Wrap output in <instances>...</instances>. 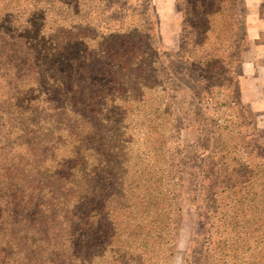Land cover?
Here are the masks:
<instances>
[{
  "label": "trees",
  "instance_id": "16d2710c",
  "mask_svg": "<svg viewBox=\"0 0 264 264\" xmlns=\"http://www.w3.org/2000/svg\"><path fill=\"white\" fill-rule=\"evenodd\" d=\"M135 1L0 0V264H166L184 180L201 181L190 191L196 203L209 187L213 208L183 264H264V144L234 141L231 125L214 113L209 160L201 177L187 179L164 154L163 128L147 126L135 139L126 130L117 154L106 144L110 119L170 123L166 57H177L185 76L189 63L202 66L203 85L222 69L218 59L191 61L201 43L194 53L162 52L151 0ZM176 1L192 35L200 32L215 51H237L228 44L240 25L236 0ZM59 217L75 229L62 252L39 256Z\"/></svg>",
  "mask_w": 264,
  "mask_h": 264
},
{
  "label": "rangeland",
  "instance_id": "374dc122",
  "mask_svg": "<svg viewBox=\"0 0 264 264\" xmlns=\"http://www.w3.org/2000/svg\"><path fill=\"white\" fill-rule=\"evenodd\" d=\"M133 2L134 4L137 3L135 0ZM136 7L139 9L138 5ZM151 7L153 10L152 14L153 16L155 15L154 18L157 20V37L162 52L177 54L185 50L189 51L188 53H194L197 47H193V45L201 43L198 55L193 57L191 61L197 63V60L201 58L206 61L207 57L218 59L220 62L218 68L222 69L221 71L215 70V74H213L214 79L211 78L208 84L203 85L199 83V80L202 81L200 75L204 77L208 73H203L200 69L202 66L195 68V64L189 63L188 66L190 68L186 71L188 74L185 76L184 67L180 69L182 65H177V57H166L165 59L167 60L164 63V68L162 67L160 70L162 71V77L166 86V100L164 104L168 107L170 123H162V117L154 119L150 115H144L146 120L139 118H135L134 120L122 119L120 121L107 120L104 122V127L107 129L106 144L111 151L116 154L119 152L121 145L124 143L123 140L128 136L126 130H130L132 139H135L137 132H141L147 126L151 125L150 127L158 129L163 128L165 136L168 138L164 145V154L170 156L172 162L174 161V170L180 174L178 177L180 179H187L190 176L194 177V175L201 177V167L209 160L208 157L211 151V142L207 136V123L208 120L216 117L214 113L222 116V120L228 121V125H231L228 131L232 132L234 141L236 138H239V140H243L248 148L255 145V142L264 144V89L260 88L261 96H259V93L256 94L257 97H253L250 93L252 95L256 93L254 91L258 89V84L248 87V93H250L246 98L259 102L262 107L261 110L256 111V106L255 108L251 107L243 99L240 88V81L244 77L243 64L252 59L253 53L257 51V48H260V50L264 48V34H261L254 42H251L248 38L246 24L249 12L244 4V0L235 1L233 20L238 21L240 25L232 28L231 38H228L230 40L228 44L232 49H237L235 52L231 50L215 51L216 48L212 45V42L208 41L205 44L201 41L200 32L197 36L192 35L191 24L186 23L181 10V4H178L176 0H151ZM218 32H220V29L215 34H219L218 36L222 37L221 33ZM224 37L226 38V36ZM213 47L215 50H213ZM262 54L264 55V50ZM228 57H231L229 61H227ZM258 63L260 76L264 80V56H261ZM168 66H171L172 70ZM216 74L219 75L218 83L224 86H220L214 82L217 77ZM224 75L232 76L236 84L231 83V85H228L225 83L224 80L228 79V77ZM261 84L262 88H264V82H261ZM212 85H216L217 88H212ZM218 86L220 87L218 88ZM152 96H154V93H152ZM210 97L212 100H209ZM137 110L139 112L153 113V109L141 106ZM141 117L144 118L143 116ZM42 125L47 127L45 123H42ZM253 127L258 129V137H251V129ZM253 140L256 141L253 142ZM135 141H131V146H140V143ZM197 179V181L200 180L199 178ZM186 183V180L182 182L184 186L180 195L181 220L176 230L173 253L168 258L166 264H183L184 255L191 253L192 246L195 247V245L201 244L200 239L206 235L205 233L208 230L205 212L207 209L213 208L211 189L205 187L206 189L202 190L201 199L203 201L196 203L194 197L190 196V191L197 188L198 185L202 189L201 181L198 184L195 183L193 186H189ZM188 199L190 200L188 201ZM72 221L74 220L69 219L66 221V224ZM66 224L59 217L58 222L45 233L48 235L46 239L49 238L50 246L40 247L38 251L39 256L42 255L45 258V255L53 256L55 252L60 253L63 251V239L69 237V234L75 229H68ZM194 240H198L199 243L196 244ZM196 251L198 253L199 251L205 252L204 249L199 248ZM189 258L192 262H196L198 256H195V258L191 256Z\"/></svg>",
  "mask_w": 264,
  "mask_h": 264
},
{
  "label": "crops",
  "instance_id": "0c3cea01",
  "mask_svg": "<svg viewBox=\"0 0 264 264\" xmlns=\"http://www.w3.org/2000/svg\"><path fill=\"white\" fill-rule=\"evenodd\" d=\"M244 4L248 8L249 12L246 24L248 38L251 42H254L260 37L261 34H264V0H244ZM256 50L257 51L253 53L252 59L248 60L246 64H243L244 77L240 81V88L243 99L247 101L251 105V107L255 108L256 106V111H259L262 109L259 102H254L252 99L246 98L250 93H248V87H250V85L255 86L256 84H258V89L254 91L256 93H253V95L252 93H250V95L253 97H257L256 94L259 93V96H261L260 91L261 89H264L262 88L261 84V82H264V80L260 76L258 63L261 56H264L262 54L264 48L262 50H260V48H257Z\"/></svg>",
  "mask_w": 264,
  "mask_h": 264
}]
</instances>
